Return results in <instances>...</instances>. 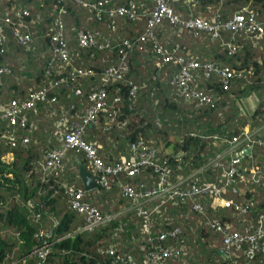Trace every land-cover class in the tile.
<instances>
[{
	"label": "trees",
	"instance_id": "1",
	"mask_svg": "<svg viewBox=\"0 0 264 264\" xmlns=\"http://www.w3.org/2000/svg\"><path fill=\"white\" fill-rule=\"evenodd\" d=\"M124 1L135 2L132 9L138 16L134 21L118 19L116 32L111 33L109 17L102 14L97 19L93 9L70 0H0V17L9 15L12 7L27 10L28 15L21 19L31 37L28 45L20 44L11 37V27H6V39L0 44V103L10 99L22 103L31 92L43 89L42 100L21 112L15 125L0 117V264H36L31 251L42 241L47 243L43 264H109L124 255L144 264L147 252L160 253L163 248H170L171 253L161 261L170 264H264V249L251 258L243 250L222 254V233L209 225L216 220L228 225L230 232L251 233L263 215L264 229V145L252 152L245 169L225 183L221 168L207 164L221 149L203 138L213 133L236 134L244 126L264 130V39L252 46L251 39L232 31L220 32L217 39L207 35L195 38L162 21L153 31L162 50L170 52L176 47L174 55L227 67L234 76L226 88L216 75L196 79L193 87L214 94V99L210 105L194 107L175 94L171 80L176 65L163 62L154 53L152 42L145 41L143 49L128 53L123 79L102 85L104 105L96 124L86 125L82 136L84 142L96 143L98 157L108 163L126 159L130 142L151 141L157 149V162L163 161L168 169L170 183L203 167L196 172L197 183L225 185L221 196L232 203L230 207L211 208L209 199L195 195L193 201L201 205V212L191 208V200L177 198L160 212H153L152 201L144 206L150 211L144 220L132 208L131 198L121 194L120 185L143 190L157 183V173L150 166H140L132 176H108L107 187L95 185L88 191L83 190L77 174L76 163H84L81 151L67 149L54 169L43 170L44 153L59 146L55 121L81 117L89 105L87 94L100 84L99 74L116 61L117 47L98 49L97 45L103 38L113 45L112 36L116 40L132 37L143 28L142 9L150 8L152 0ZM168 5L184 17L208 19L218 13L226 19L240 6L257 17L264 16V0H177ZM60 9L62 37L69 54L64 68L57 66L49 39L52 20ZM80 29L98 31L94 45H78L76 32ZM229 45L234 48L228 53ZM72 67L92 73L78 76L71 73ZM129 83L137 86L132 97L128 95ZM244 94H252L256 103L243 118L238 101ZM21 116L23 125L19 124ZM110 116L113 118L108 121ZM78 188L83 191L82 200L99 211L103 223L84 227L85 214L71 208L68 194ZM235 205L245 211L234 209ZM145 223L151 224L149 233L141 230ZM174 228L178 231L170 236ZM38 229L47 231V236H36ZM160 233L165 236L158 240ZM110 246L114 247L112 255L106 251ZM178 247L181 253L174 256Z\"/></svg>",
	"mask_w": 264,
	"mask_h": 264
},
{
	"label": "built area",
	"instance_id": "2",
	"mask_svg": "<svg viewBox=\"0 0 264 264\" xmlns=\"http://www.w3.org/2000/svg\"><path fill=\"white\" fill-rule=\"evenodd\" d=\"M66 1V0H62ZM78 6L87 7L95 11L94 15L97 19L102 14L109 17L107 28L111 33L116 32L117 20L122 17L126 20L134 21L137 18V14L133 11L132 7L135 2L123 0L122 3L114 2V0H70ZM177 0H152V6L148 9H142L141 16H144V25L141 32L132 37L123 38L120 40L111 37L113 45L110 44L108 39L103 38L102 42L97 45L98 49H110L117 47V58L114 64L105 67L99 74V86L93 87L87 94L88 107L85 109L83 115L78 119L68 121L66 118H62L58 122V131H55V136L59 141V146L47 150L43 155L42 168L43 170L54 169L63 157L67 149H72L75 152H83L85 164L89 165L90 172L94 178L96 185L107 187V177L123 173L128 176H132L138 172L140 166H150L154 172L157 173L158 181L155 184H151L145 189H136L130 185H120L121 194L131 198L132 208L135 209L136 214L140 215L144 220L148 218L149 210L147 205L152 201L153 212H160L162 206L174 199H179L181 202L188 200L192 201L191 208L201 212V205L193 201V196L199 195L206 199L211 208L230 207L232 203L221 196L222 190L225 185H216L209 182L197 183L196 172L194 170L188 175L177 178L173 183H170L167 177L168 169L165 163L157 162V149L151 141H135L129 143L128 157L120 162L108 163L103 161L97 155V146L94 142H84L82 140L83 133L86 125H95L97 122V113L104 105V91L102 85L121 81L126 72V59L128 53L133 49H143L142 44L145 41L152 42L153 51L161 57L163 62L173 61L177 69L172 77L171 83L174 87L175 94L181 99L187 102H191L194 107L200 105H210L213 103L214 94L205 93L202 89H196L193 87L195 80L198 78L208 79L211 75H216L223 88H226L228 80L234 76V74L227 67H220L210 61H196L191 56L184 57L180 55H174V49L170 52H164L162 46L157 42L154 29L158 27L162 21H166L172 27H179L186 30L193 37L199 38L201 35H207L210 39L219 38V33L222 31H232L241 33L243 37L251 39V45L258 44L260 39H264V16L257 17L245 6L238 7L232 14L226 19H221L218 13H212L210 17L204 18L203 16H188L184 17L174 12L168 5V2H175ZM140 7L141 4L137 3ZM60 9L57 11L55 17L52 20V28L50 30L49 39L53 45V52L57 62V66L64 68L69 63V54L66 50L65 42L62 37V21ZM28 12L25 8L10 9V14H5L0 17V44L6 39V27H11L10 35L17 42L23 45H28L31 41L30 34L26 31V25L22 19L27 16ZM98 31L90 32L88 30H78L76 32L78 45L81 47H87L95 44ZM230 44V43H228ZM230 46V47H229ZM228 46V53L233 50V46ZM1 70V69H0ZM72 74L78 76L90 75L92 72L86 68L72 67ZM236 76H240L237 72ZM128 95L134 96L137 86L129 83ZM43 89L35 90L29 94L28 100L22 103H18L15 100H7L4 103H0V117L8 120V123L13 126L17 123V117L21 112L31 109L35 102L42 100ZM115 98L114 101H117ZM113 116V115H112ZM110 116L108 121L113 117ZM24 118L21 116L19 124L23 125ZM243 130H240L236 134H209L204 135L203 138L210 140L211 144L221 149L215 154L207 164L215 163L221 168V175L225 178V183L233 175H238L240 170L245 169V165L251 162V154L257 147L264 145V130L259 131L256 129H247L244 126ZM243 128V127H242ZM241 128V129H242ZM249 148V154H238L240 149ZM228 155L227 158H224ZM248 161H247V160ZM244 160V163H243ZM252 171V168L250 169ZM257 181V180H256ZM141 187V185H139ZM84 190V189H83ZM70 196V206L73 210L85 214V228H91L98 224L103 223L104 218L100 215L99 211L82 200L83 191L81 189H71L68 191ZM205 199V200H206ZM220 201V203H216ZM27 205H30L27 202ZM234 209L240 212L245 211V208H239L234 206ZM37 219V215L33 216ZM263 215H259L258 224L255 225L251 233L228 231V225H221L218 221L213 220L209 222V225L215 231L222 233V245L220 249L222 254L227 255L229 251L243 250V254L246 257H252L259 249H264V242L261 239L264 237V229L261 225ZM150 223H145L142 227V231L149 233ZM178 230L176 228L171 229L169 234L174 236ZM38 237H46L47 231L44 229H38L35 232ZM164 234L157 235V239H163ZM150 239V238H147ZM113 246L106 249L109 255L113 254ZM114 248V247H113ZM36 257V264H43L45 255L47 253V243H42L34 247L31 251ZM171 253L170 248L160 249V253L150 251L146 253L144 264H170L162 262L161 257L169 256ZM181 253L180 247H178L177 253L174 251V256ZM109 264H136L130 255H124L114 258Z\"/></svg>",
	"mask_w": 264,
	"mask_h": 264
},
{
	"label": "water",
	"instance_id": "3",
	"mask_svg": "<svg viewBox=\"0 0 264 264\" xmlns=\"http://www.w3.org/2000/svg\"><path fill=\"white\" fill-rule=\"evenodd\" d=\"M249 153H250L249 148L240 149L238 152V154H249ZM76 164H77V174L81 181L82 188L85 191L94 188L96 184L91 174L85 169V167L81 163L77 162Z\"/></svg>",
	"mask_w": 264,
	"mask_h": 264
},
{
	"label": "rangeland",
	"instance_id": "4",
	"mask_svg": "<svg viewBox=\"0 0 264 264\" xmlns=\"http://www.w3.org/2000/svg\"><path fill=\"white\" fill-rule=\"evenodd\" d=\"M124 1V0H123ZM123 1H121V0H116V2L117 3H120V2H123ZM245 96L243 97V98H241V99H239V101H238V106H240V107H243V108H245L246 106H248L252 101H254L255 103H256V99H255V97H254V99H253V96H252V94H244ZM240 112V111H239ZM62 118L63 117H60V118H58L56 121H55V124H54V126H55V131H58L59 129H58V122H60L61 120H62ZM251 129H254V127H250ZM55 139H56V141L59 143V141H58V139L56 138V136H55ZM80 163V162H79ZM243 163H244V160H243ZM84 167H85V169L91 174V172L89 171L90 170V168H89V165L88 164H85V161H84V163L82 164ZM92 176V175H91ZM93 178V177H92ZM94 179V178H93ZM216 203H220L221 204V202L220 201H216ZM218 207V206H217Z\"/></svg>",
	"mask_w": 264,
	"mask_h": 264
},
{
	"label": "crops",
	"instance_id": "5",
	"mask_svg": "<svg viewBox=\"0 0 264 264\" xmlns=\"http://www.w3.org/2000/svg\"><path fill=\"white\" fill-rule=\"evenodd\" d=\"M253 96V95H252ZM253 99H254V96H253ZM254 105H255V102L252 101L248 106H246L245 108L243 107H240L239 106V113L240 115L244 118V117H248L249 114L251 113L252 109L254 108ZM81 163V162H80ZM83 164V163H81Z\"/></svg>",
	"mask_w": 264,
	"mask_h": 264
}]
</instances>
